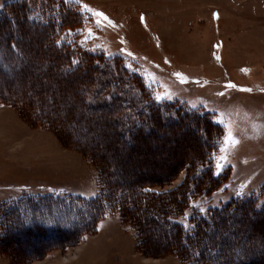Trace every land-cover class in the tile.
I'll list each match as a JSON object with an SVG mask.
<instances>
[{"label":"rangeland","instance_id":"obj_1","mask_svg":"<svg viewBox=\"0 0 264 264\" xmlns=\"http://www.w3.org/2000/svg\"><path fill=\"white\" fill-rule=\"evenodd\" d=\"M56 4L57 0H0V95L24 90L17 93L18 98H0V264H189L174 253L161 252L169 236L158 228L147 226L149 247H142L132 222H125L118 211L100 212L102 206L96 200L111 197L107 202L114 204L116 195L106 194L110 185L104 184L99 166L88 156L91 149L112 166L116 172L112 179L121 178L124 184L160 179L172 174L179 162L193 164L198 159L193 174L208 171L200 181L208 193L201 189V195L189 200L184 210V214L190 213L186 223L194 225L193 219L198 217L210 220L212 210L230 206L218 236L204 240L201 246L217 245L221 236L228 264L238 252L243 260H251L250 264H264V217L252 213L264 214V0H80L79 4ZM25 9L51 25L53 41L68 45L74 61L83 51L119 59L120 67L132 74L134 86L129 92L118 93L122 102L138 104L143 97L144 104L149 99L162 105L171 103L187 119L148 123L150 133L144 137L141 133V138L130 142L135 143L132 149L108 133V116L86 107L75 106L79 115H87L83 122L75 121L80 122L78 129L73 122L57 128L34 121V113L59 118L69 114L77 88L73 82L80 77L68 80L73 81L68 91L62 77L58 82L47 77L51 53L44 42L46 30L22 27L17 37L23 56L7 53L6 35L13 29L5 25L4 18L22 23ZM95 12L103 13L112 24ZM87 29L93 35L85 40ZM38 82L49 86L60 103L55 113L53 101L48 98V108L42 107L28 90ZM230 84L234 87H228ZM143 91L150 98L142 96ZM157 94L162 96L159 101L155 100ZM30 102L33 109L26 104ZM123 110L124 119L135 121L132 108ZM73 117L75 120L78 115ZM194 120H201L202 131L208 129L206 142L198 138ZM210 122L217 127L211 128ZM229 132L238 143L229 141L221 152ZM220 156L227 159L220 160L224 168L217 175ZM187 171L190 168L184 165L173 180L153 189H175ZM209 177H215L210 185ZM238 203L245 204L242 211ZM201 207L206 209L203 214ZM90 212L100 214L94 230L64 248L53 245L55 235L29 232L34 227L74 229Z\"/></svg>","mask_w":264,"mask_h":264},{"label":"trees","instance_id":"obj_2","mask_svg":"<svg viewBox=\"0 0 264 264\" xmlns=\"http://www.w3.org/2000/svg\"><path fill=\"white\" fill-rule=\"evenodd\" d=\"M25 10V14H23L21 11L20 12L23 15L20 16L19 14L22 23L17 22V20L13 22V17H9V19L4 18L5 25H10L13 29V33L6 35V41H8V43H6L7 53H10L17 58L23 56V50H21L22 47L21 44L19 45L17 37V34L21 29H23L22 27L29 25L42 32L46 30L44 42L48 44L47 53H51V59L48 60L50 65L46 70L47 77L53 79L56 82L61 80L60 78L62 77V81H67L64 87V89L67 88L66 91L73 87L70 85V83L73 81H69L73 80L75 77H80L77 79V81L73 82V85L77 88L73 94L74 106L72 107L69 114H66L65 117H62V119L56 114L51 117L49 116V113L44 115H42V113H34V116L32 117L34 121L41 125L51 127L54 126L57 128L65 127L66 124L73 122L76 124V129H78L80 122H83L84 117L87 116L86 114L79 115L80 111L78 108L79 106L82 108L86 107L87 110L90 109V111H95L97 113L100 112L103 115L108 116L110 118V122L106 127L111 129L108 133L111 134V136H116L115 138L119 139V143L124 142L125 148L128 149H132L135 146V143H129L132 141L136 142L138 138H141V133L143 137L144 135H148L150 133V127L148 126V123L150 124L157 120L158 122L163 120L169 123L172 118L179 122H184L186 117L183 118L181 116L182 112L179 111L178 106L175 107V105L171 103L162 105L159 103H152V101L149 99L148 102L144 104L142 103L143 97L138 99V104L135 101L128 102L129 100H124V102H122L123 99L118 96V93L122 95L125 92H129L132 88H134V86L132 85L133 82L131 84L130 81L132 74H128V71L125 70L124 67H120L119 59L106 58L97 53L83 51L82 53L78 52L79 55L77 57L80 59H76L78 63L73 64L72 62L74 61V53L71 51L68 45L61 43L58 44L57 42L53 41L51 36L53 28H51V25H47V21H43L42 19L37 20L33 18L32 20H29L28 17L30 14L28 13L27 9ZM13 45H15V47H13ZM39 64L41 63L39 62ZM139 83L143 87L142 82L139 81ZM98 84L102 87L101 89L99 88L96 90L95 87ZM34 88L38 90L37 93L34 91ZM48 88L50 87L42 86V83L38 82L33 83L32 86L28 88V90H31V94L39 98L41 103L40 105H42V107H47V105L49 106V102L47 101L48 98V100H51V102L53 101L55 105H57V107L52 110L55 113L56 110H58V104L60 103L57 100L55 101V98L51 93V89ZM77 89L80 91L82 89L88 90L83 92V94H80L81 92H77ZM19 92L24 93V90H13V92L10 91L5 95H0V98L8 99L10 96L18 98L19 96L17 93ZM87 94L91 95L88 96V99L86 100ZM140 94L142 96L147 95V97L150 98V96L147 94V91L140 92ZM30 103L26 104L29 106V108L31 107L30 109H33L34 105H32V102ZM75 106H78V108ZM130 108H132L131 111H133L131 116L135 118V121L132 118H130L128 121V118L124 119L123 115H121V111H124L123 109ZM145 108L148 112L146 110L143 111ZM171 111L174 114H172ZM74 114L78 115L77 119L75 118V120L73 117ZM75 121L80 122L77 123ZM193 124L195 126L198 138L205 141L207 137L205 134L208 132V129L205 132L202 131L201 120H194ZM198 126L201 127L199 130ZM210 127L213 128L217 126L216 124L210 122ZM144 128L146 132H144ZM204 128L206 129V126H204ZM88 131L91 132L89 129ZM204 148L205 149L203 152L206 151V146ZM88 154L90 159L99 166L101 179L103 182H105L104 184H109L111 187L107 189L108 191L106 194L116 195L114 204L107 202V200H110L111 197H103L96 200V202L98 201L102 206V208H100V212L118 211L125 222H132L135 229L137 230L139 239L138 244L140 246H148L145 233L147 232V226H150L158 228V230H160L163 235L165 234L169 236L168 243L161 247V249L159 248L162 253H174L187 261L189 264H228L226 261L227 258L224 257V247H222L221 236L218 237L220 239V243L217 245L208 243L201 246V244L204 240L207 241V239L213 237L216 234V236H218V229L228 218L226 217L227 215L225 211L226 209L228 210V207L230 206H226L220 210H212L213 216L210 220H208V218L204 219L199 217L193 219V224L195 227L191 229V234H189V231H186L181 224L176 222V218L184 214V210L188 206V202L192 197L201 195L203 193L201 189H205L204 193L208 191V187H201V180L204 181L205 176L209 175L208 171H203L198 173V175L193 174L194 165H198L199 163L198 159L193 163L194 165L184 161L179 162L172 174L169 173L160 179H152L149 181L137 180L132 181L131 184H124L120 177L119 180L112 179V176H114V173L116 172L112 169L111 165L109 166L103 161L102 156L97 153L96 150L91 149L89 150ZM201 154L200 157L202 156ZM184 165H187L190 168V172H186L183 181L175 189L168 191H156L153 189L156 185L166 184L173 180L175 175ZM110 177L113 181L110 180ZM214 179L215 177H209L207 180L209 182L208 185L214 182ZM71 197L77 198L73 200H80V197L78 196L71 195ZM81 199V202H83V198ZM92 202L94 203V201H91L92 205L90 206H94ZM243 205L245 204L239 205L238 203V207ZM234 207L235 205L232 206V208ZM242 210L243 208L241 207L239 211ZM252 213H254L253 215L257 214L264 217L263 213L257 212L255 210H253ZM99 216L100 214L97 212H93V214L90 212L87 214L86 219L81 224L70 230H62L57 228L54 230H48L43 227H34L31 228L29 232H32L33 234L47 235V233H49L50 235H55L58 239L54 238L55 240L52 241L54 242L53 245L64 248L68 245L74 244L77 241V238L82 236L83 233L94 230L96 223L95 219H97ZM149 231L150 230H148V232ZM239 257L237 256L235 260L233 258H231V260L228 259V261L230 260L231 264H250L251 260H243V258Z\"/></svg>","mask_w":264,"mask_h":264},{"label":"snow or ice","instance_id":"obj_3","mask_svg":"<svg viewBox=\"0 0 264 264\" xmlns=\"http://www.w3.org/2000/svg\"><path fill=\"white\" fill-rule=\"evenodd\" d=\"M61 3H63V4H73V3H75V4H79V3H80V0H57L56 7H59ZM82 7H83L84 9H86L87 11H89V12H93V10H92L91 8H89L87 5H82ZM94 14H95V16L103 17V19L106 20L108 24H112V21H111V20H108V18H107L106 16H104L103 13H101V12H95ZM33 18H34V17H32V16H29V17H28L29 20H32ZM96 24L99 26V25L101 24V21H100V20H97V21H96ZM113 26H115V25H113ZM69 31H71V30H69ZM87 33H88V35H86V36L84 37L85 40L89 39V38L93 35L91 29H87ZM13 47H15V45H13ZM122 51H123V50H122ZM128 55H131V53H128ZM72 63H73V64H76V63H78V62H77V61H73ZM128 67H130V66H128ZM176 75L179 76L180 74L177 73ZM228 87H234V85H231V84H230V85H228ZM242 90H243V91H250L249 89H242ZM219 95H224V93H220ZM167 98H168V99H171V96H168ZM161 99H162V96H161L160 94L155 95V100L159 101V100H161ZM193 107H195V106H193ZM229 141H231V143H232L233 145H235V144L238 143V141H236V140L232 137L231 133L229 132V133L224 137V146H223V147H220V149H219L221 152H224V151L226 150ZM217 143H219V140L217 141ZM226 159H227L226 156H220V157H217V163H216V169H217V172H216L215 174L218 175L221 171H223L224 165H222V164L220 163V160H226ZM93 195H96V194L94 193ZM236 195H238V196H239V195H242V192H237ZM205 211H206V209H204V208H202V207L199 208V212H200L201 214L205 213ZM189 215H190V213L185 212L183 219H182L181 221H178V223H181V224L183 225L184 229H185L186 231H189V234H191V229H193V228L195 227V225H192V224L186 223V221H187ZM237 256H239V252L237 253Z\"/></svg>","mask_w":264,"mask_h":264}]
</instances>
